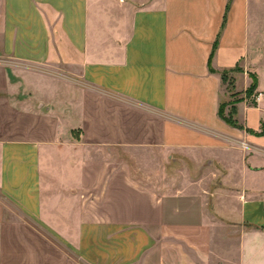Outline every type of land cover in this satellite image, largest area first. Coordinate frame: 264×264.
Masks as SVG:
<instances>
[{
	"label": "crops",
	"instance_id": "0c3cea01",
	"mask_svg": "<svg viewBox=\"0 0 264 264\" xmlns=\"http://www.w3.org/2000/svg\"><path fill=\"white\" fill-rule=\"evenodd\" d=\"M0 264H264V0H0Z\"/></svg>",
	"mask_w": 264,
	"mask_h": 264
},
{
	"label": "trees",
	"instance_id": "16d2710c",
	"mask_svg": "<svg viewBox=\"0 0 264 264\" xmlns=\"http://www.w3.org/2000/svg\"><path fill=\"white\" fill-rule=\"evenodd\" d=\"M221 77H222L223 83H225L227 81L226 74H222ZM251 79H252V83H251L250 87L244 93L246 98L251 97L253 95L255 89H256V78L254 76H251ZM229 84L231 85V83H229ZM234 95L235 94H231L232 97H234ZM240 101H241L240 99L232 100L229 103L221 104L219 107L218 115H219L220 119L223 120L225 123H227L228 125H230L233 128H240L237 125L236 121L233 119V116L235 113L234 105ZM225 105L230 106V110H229L227 116H223V111H222V109ZM252 105H254V102H252Z\"/></svg>",
	"mask_w": 264,
	"mask_h": 264
},
{
	"label": "rangeland",
	"instance_id": "374dc122",
	"mask_svg": "<svg viewBox=\"0 0 264 264\" xmlns=\"http://www.w3.org/2000/svg\"><path fill=\"white\" fill-rule=\"evenodd\" d=\"M119 2H122L123 0H118ZM227 81L224 83V87L223 89L228 93V97H229V102H231L232 100H236L237 99V96L238 94L237 93H234V89L232 88V86L229 84L230 83V80L228 78V76L226 77ZM231 94H235L234 97L231 96ZM228 103V102H227ZM228 105H225L222 109L223 111V116H227L230 108H227ZM228 110V112L226 111Z\"/></svg>",
	"mask_w": 264,
	"mask_h": 264
},
{
	"label": "built area",
	"instance_id": "2783aa9c",
	"mask_svg": "<svg viewBox=\"0 0 264 264\" xmlns=\"http://www.w3.org/2000/svg\"><path fill=\"white\" fill-rule=\"evenodd\" d=\"M257 98H258V96L255 97V99H257Z\"/></svg>",
	"mask_w": 264,
	"mask_h": 264
}]
</instances>
